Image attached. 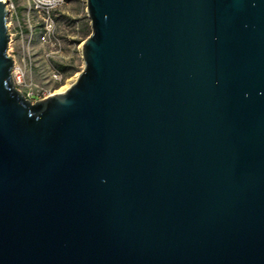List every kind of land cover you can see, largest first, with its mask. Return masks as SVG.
<instances>
[{"label": "water", "instance_id": "water-1", "mask_svg": "<svg viewBox=\"0 0 264 264\" xmlns=\"http://www.w3.org/2000/svg\"><path fill=\"white\" fill-rule=\"evenodd\" d=\"M85 2L31 103L0 0V264H264V0Z\"/></svg>", "mask_w": 264, "mask_h": 264}, {"label": "rangeland", "instance_id": "rangeland-1", "mask_svg": "<svg viewBox=\"0 0 264 264\" xmlns=\"http://www.w3.org/2000/svg\"><path fill=\"white\" fill-rule=\"evenodd\" d=\"M11 1L15 14L7 17L10 35L7 53L15 63L24 64L25 67L23 84L15 87L24 94L31 93L35 98L41 88L52 87L55 91L65 83L71 85L83 69L81 45L91 31L85 0H66L55 12L53 39L46 44L38 41V19L32 12L28 13L26 1ZM27 27H30V33ZM59 65L66 67L61 72L65 81L52 86L48 80L49 72L51 69L58 70Z\"/></svg>", "mask_w": 264, "mask_h": 264}, {"label": "built area", "instance_id": "built-area-1", "mask_svg": "<svg viewBox=\"0 0 264 264\" xmlns=\"http://www.w3.org/2000/svg\"><path fill=\"white\" fill-rule=\"evenodd\" d=\"M1 1L3 2L7 1L6 10H7L8 18L11 17L13 14H15L14 13L15 6L11 0H1ZM25 1L28 7V13L32 12V14L35 15L36 18L38 19V24L40 29L38 34L39 43L46 44L48 42H51V39H53V33L55 28L54 25L55 12L66 3V0H25ZM27 28H28L27 29L28 32L30 33L31 32L30 27ZM19 35H21V31ZM9 40H10V35H9ZM24 76H25L24 64H17L13 60V66L11 69V79L14 86L22 85L24 81ZM48 80L51 82L52 86H57V85H61L65 81V78L60 71L56 69H51L49 72ZM19 92L30 102L31 100L35 102L37 100H44L50 97L51 95H53L54 91L52 87L41 88L39 89L38 94L36 95L35 98L29 92L27 93L25 92V94L22 93L21 91Z\"/></svg>", "mask_w": 264, "mask_h": 264}, {"label": "bare ground", "instance_id": "bare-ground-1", "mask_svg": "<svg viewBox=\"0 0 264 264\" xmlns=\"http://www.w3.org/2000/svg\"><path fill=\"white\" fill-rule=\"evenodd\" d=\"M70 85L69 84H63V85H61L58 89H56L54 92H53V95L54 94H59V93H62V92H64L66 89H68V87H69Z\"/></svg>", "mask_w": 264, "mask_h": 264}, {"label": "trees", "instance_id": "trees-1", "mask_svg": "<svg viewBox=\"0 0 264 264\" xmlns=\"http://www.w3.org/2000/svg\"><path fill=\"white\" fill-rule=\"evenodd\" d=\"M65 69H66V67H64V66H61V65L58 66V70H59L60 72H64Z\"/></svg>", "mask_w": 264, "mask_h": 264}]
</instances>
